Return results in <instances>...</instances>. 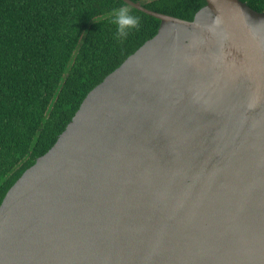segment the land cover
Wrapping results in <instances>:
<instances>
[{
  "label": "water",
  "instance_id": "obj_1",
  "mask_svg": "<svg viewBox=\"0 0 264 264\" xmlns=\"http://www.w3.org/2000/svg\"><path fill=\"white\" fill-rule=\"evenodd\" d=\"M160 21L0 204V264H264V14Z\"/></svg>",
  "mask_w": 264,
  "mask_h": 264
},
{
  "label": "trees",
  "instance_id": "obj_2",
  "mask_svg": "<svg viewBox=\"0 0 264 264\" xmlns=\"http://www.w3.org/2000/svg\"><path fill=\"white\" fill-rule=\"evenodd\" d=\"M191 21L205 0H130ZM264 14V0H240ZM127 6L139 25L114 38ZM160 21L122 0H0V204L57 141L86 95L146 41Z\"/></svg>",
  "mask_w": 264,
  "mask_h": 264
},
{
  "label": "clouds",
  "instance_id": "obj_3",
  "mask_svg": "<svg viewBox=\"0 0 264 264\" xmlns=\"http://www.w3.org/2000/svg\"><path fill=\"white\" fill-rule=\"evenodd\" d=\"M109 22L115 26L114 38L123 41L133 29L138 27L140 21L137 16L131 14L127 6H122L113 10Z\"/></svg>",
  "mask_w": 264,
  "mask_h": 264
}]
</instances>
